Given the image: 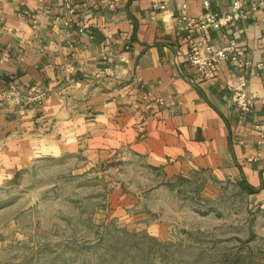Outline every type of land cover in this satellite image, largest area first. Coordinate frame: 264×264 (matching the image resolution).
<instances>
[{"label":"crops","instance_id":"obj_1","mask_svg":"<svg viewBox=\"0 0 264 264\" xmlns=\"http://www.w3.org/2000/svg\"><path fill=\"white\" fill-rule=\"evenodd\" d=\"M243 3L248 19L193 37L244 49L249 114L233 100L236 64L203 80L189 63L187 20L230 15L233 0H0V179L47 159L134 161L264 199V0Z\"/></svg>","mask_w":264,"mask_h":264},{"label":"rangeland","instance_id":"obj_2","mask_svg":"<svg viewBox=\"0 0 264 264\" xmlns=\"http://www.w3.org/2000/svg\"><path fill=\"white\" fill-rule=\"evenodd\" d=\"M130 162L47 159L0 179V264H264V199L245 184Z\"/></svg>","mask_w":264,"mask_h":264},{"label":"built area","instance_id":"obj_3","mask_svg":"<svg viewBox=\"0 0 264 264\" xmlns=\"http://www.w3.org/2000/svg\"><path fill=\"white\" fill-rule=\"evenodd\" d=\"M174 0H150L154 9H162L170 5ZM208 7V3L205 2ZM233 11L230 15H219L211 11L206 12L199 19L187 20L185 29L188 31V48H189V63L196 68L199 76L203 80L215 78L220 69V65L225 61H231L236 64L239 73L236 76V85L233 89V100L239 110L244 114H249L255 105V100L248 94V80L245 74V69L251 63L245 58V51L238 46L234 40H226V45L220 49H212L207 45L205 39L196 40L193 33L200 30L205 33L209 28L221 30L230 22L246 20L249 14L244 9L243 0H233ZM3 17H0V21ZM264 21V19H263ZM259 68L264 69V64H259ZM5 91L0 92V104L5 98ZM10 97V96H8ZM260 130V125L256 126Z\"/></svg>","mask_w":264,"mask_h":264},{"label":"trees","instance_id":"obj_4","mask_svg":"<svg viewBox=\"0 0 264 264\" xmlns=\"http://www.w3.org/2000/svg\"><path fill=\"white\" fill-rule=\"evenodd\" d=\"M243 184H245V183H243ZM246 187H247V186H246ZM247 188L249 189V192H250V193H252V194L254 193V190H253L252 188H250V187H247Z\"/></svg>","mask_w":264,"mask_h":264}]
</instances>
